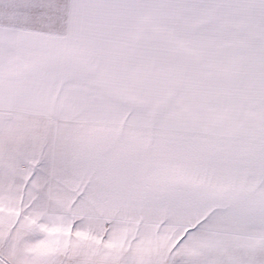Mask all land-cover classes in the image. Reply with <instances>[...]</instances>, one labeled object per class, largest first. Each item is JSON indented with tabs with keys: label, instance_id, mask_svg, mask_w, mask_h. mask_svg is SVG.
I'll return each instance as SVG.
<instances>
[{
	"label": "snow or ice",
	"instance_id": "obj_1",
	"mask_svg": "<svg viewBox=\"0 0 264 264\" xmlns=\"http://www.w3.org/2000/svg\"><path fill=\"white\" fill-rule=\"evenodd\" d=\"M0 264H264V0H0Z\"/></svg>",
	"mask_w": 264,
	"mask_h": 264
}]
</instances>
